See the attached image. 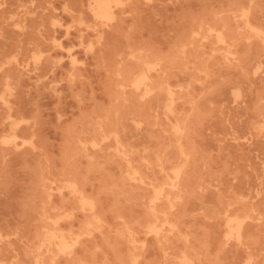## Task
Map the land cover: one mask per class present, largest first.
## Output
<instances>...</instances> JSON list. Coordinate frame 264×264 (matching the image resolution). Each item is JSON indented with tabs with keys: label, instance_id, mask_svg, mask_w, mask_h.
<instances>
[{
	"label": "rangeland",
	"instance_id": "rangeland-1",
	"mask_svg": "<svg viewBox=\"0 0 264 264\" xmlns=\"http://www.w3.org/2000/svg\"><path fill=\"white\" fill-rule=\"evenodd\" d=\"M0 264H264V0H0Z\"/></svg>",
	"mask_w": 264,
	"mask_h": 264
},
{
	"label": "bare ground",
	"instance_id": "bare-ground-1",
	"mask_svg": "<svg viewBox=\"0 0 264 264\" xmlns=\"http://www.w3.org/2000/svg\"><path fill=\"white\" fill-rule=\"evenodd\" d=\"M107 7V6H106ZM96 8H97V11L98 12L97 14L98 15H104L105 13V5L103 3H97L96 4ZM96 10V9H95ZM108 10V9H107ZM92 48V47H91Z\"/></svg>",
	"mask_w": 264,
	"mask_h": 264
}]
</instances>
